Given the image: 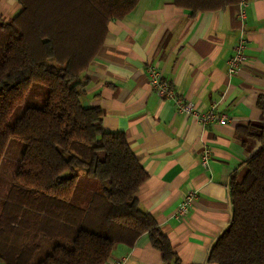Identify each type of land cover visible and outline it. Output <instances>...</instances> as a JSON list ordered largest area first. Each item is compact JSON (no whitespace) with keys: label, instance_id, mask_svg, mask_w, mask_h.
I'll list each match as a JSON object with an SVG mask.
<instances>
[{"label":"trees","instance_id":"trees-1","mask_svg":"<svg viewBox=\"0 0 264 264\" xmlns=\"http://www.w3.org/2000/svg\"><path fill=\"white\" fill-rule=\"evenodd\" d=\"M17 1L21 12L0 21V164L9 141L23 145L0 201V262L105 264L116 246L132 247L147 234L163 260L177 264L155 219L139 207L146 174L126 135L105 131L101 108L80 101L87 85L81 75L108 24L127 17L139 0ZM241 1L171 0L192 15ZM33 84L45 87L43 103L27 99L10 125ZM237 131L244 148L258 147L250 150L243 177L229 182L231 218L208 260L264 264V125ZM86 179L96 186L85 191Z\"/></svg>","mask_w":264,"mask_h":264},{"label":"crops","instance_id":"crops-1","mask_svg":"<svg viewBox=\"0 0 264 264\" xmlns=\"http://www.w3.org/2000/svg\"><path fill=\"white\" fill-rule=\"evenodd\" d=\"M241 2L192 15L171 0H139L127 17L108 24L101 49L81 75L87 81L82 105L101 108L103 129L123 132L139 159L146 174L136 194L139 207L155 219L177 264H216L208 254L231 218L229 182L243 177L244 163L258 147L244 148L237 128L264 125V0ZM20 12L17 0H0V21ZM240 37L247 41V60L229 76L227 61ZM147 65L195 110L216 106L225 124L202 125L179 112L175 100L161 99L149 84ZM205 147L210 160L203 167ZM188 192L195 198L186 218L177 220L174 212ZM117 260L174 264L163 260L147 234L132 247L116 246L105 264Z\"/></svg>","mask_w":264,"mask_h":264},{"label":"built area","instance_id":"built-area-1","mask_svg":"<svg viewBox=\"0 0 264 264\" xmlns=\"http://www.w3.org/2000/svg\"><path fill=\"white\" fill-rule=\"evenodd\" d=\"M243 6L244 4L241 2L239 9V18L241 21L245 19V12ZM246 49L247 41L245 38L240 37L237 45L234 48V53L232 57L229 58V60L227 61V73L229 76L237 74L240 71L242 65L247 60V56L245 54ZM145 70L151 88L161 99L171 98L175 100L177 110L179 112L185 115H192L196 117L202 125H207L212 122L225 124V116L219 113L216 106H211L207 111L204 112L195 110L190 102L181 100L179 97L176 96L175 91L171 87H169L165 82L161 81L160 75L153 65H147ZM200 159L201 165L203 167H206L208 161L210 160V151L208 148H203ZM194 198L195 194L192 192H188L183 196L182 200L180 201L179 205L177 206L174 212V217L177 220H183L184 218H186ZM123 262V260H117L114 261L112 264H124Z\"/></svg>","mask_w":264,"mask_h":264},{"label":"rangeland","instance_id":"rangeland-1","mask_svg":"<svg viewBox=\"0 0 264 264\" xmlns=\"http://www.w3.org/2000/svg\"><path fill=\"white\" fill-rule=\"evenodd\" d=\"M46 93L47 91L45 87L38 84H33L31 89L29 90V93L25 96L24 102L21 104L20 110L17 107L13 111V114L9 118V124L10 125L13 124L15 118L20 114V111H22V109L27 106V104H25L27 99L31 101L30 104L28 105L39 106L43 103ZM22 149H23V145L16 141L11 140L7 145V149L0 164V201H3V199H5V195H6L5 188L7 187L6 184L9 183V181L11 180V178H13L16 172L18 160L20 158ZM86 180L88 181L89 185L85 187L86 188L85 191H87V189L93 186H96V182H93L88 179ZM36 259L38 260L39 258L37 257Z\"/></svg>","mask_w":264,"mask_h":264}]
</instances>
